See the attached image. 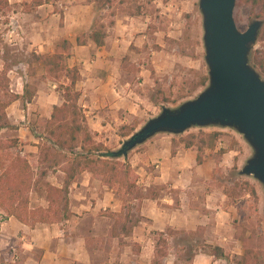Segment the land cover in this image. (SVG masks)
<instances>
[{"label": "crops", "instance_id": "crops-1", "mask_svg": "<svg viewBox=\"0 0 264 264\" xmlns=\"http://www.w3.org/2000/svg\"><path fill=\"white\" fill-rule=\"evenodd\" d=\"M13 1L9 0V3ZM44 5L48 4L37 6L34 12H22L24 16L36 17L33 24L39 26L43 39L47 36ZM65 8L69 9L68 15L74 14L73 6ZM119 26L117 24L116 27ZM121 26L125 28L126 24ZM119 41L117 36L113 39L107 36L105 43L99 47L94 43L81 46L72 43L71 58L67 63L80 69L81 79L77 83L81 92L79 103L89 128L97 133V141L105 145L106 135L103 136V132L127 124L130 117L139 114L134 101L141 96L135 90L134 77L139 80L138 85H142L144 76H147V70L140 64H137L140 69L127 68L121 56H129L130 52L122 53L128 47ZM28 45L35 47L36 53H51L55 48V43ZM151 62L156 64L154 57ZM142 77L144 79L140 81ZM51 97L52 94L43 97L37 91L33 97L36 102L26 105L48 119L52 106L62 102L61 96H57V101H53L43 113L45 101ZM20 118H25V114H21ZM14 124L20 132L28 129L26 124ZM27 134L24 135L26 140L39 143L31 131ZM18 138H22L20 133ZM143 146V150L131 156L130 162L139 176L137 184L146 196L138 205H131L130 211L124 210L125 218L129 212L127 226H132L128 234L121 231V223L116 224V219L109 216V213L122 210L112 189L92 178L89 172L80 171L68 186L69 216L62 222L29 226L6 216L0 209V264H152L154 233L167 229L173 230L167 241L174 240L178 253L168 251L163 264H181L183 258L180 253L188 255L187 259L184 256L185 264H216L218 261L208 252L199 248L190 255L189 247L181 244L185 233H189L191 243L212 245L226 238L221 234V227H227L231 210L227 196L215 190L201 191L204 183L212 178L216 163L209 159L206 151L202 154V162L197 163L195 147L174 146L172 139L166 135L156 134ZM30 147L33 153H37L36 146ZM237 153L236 147H233L221 159L229 164L228 161L232 158L233 162ZM51 176L44 178L60 187L59 180L53 182ZM32 195L33 192L31 207H47L45 204L32 205ZM114 224L116 230L113 231ZM217 245L222 247L221 243Z\"/></svg>", "mask_w": 264, "mask_h": 264}, {"label": "rangeland", "instance_id": "rangeland-1", "mask_svg": "<svg viewBox=\"0 0 264 264\" xmlns=\"http://www.w3.org/2000/svg\"><path fill=\"white\" fill-rule=\"evenodd\" d=\"M45 1L49 6H43V9H46L43 20L46 21L45 30L47 32L44 39L40 35L39 26L33 24L36 17L22 14L28 10L30 12L36 10L37 7L33 5V0L13 1L12 4L9 3L6 8L0 11V69L8 70L9 88L14 93L23 94L24 88L27 87L34 93L40 91L43 97L47 94L53 95L51 99L45 101L46 106H43V113L53 101H57V96L60 97L61 92L57 83L43 79L42 69L33 59V55L36 54L35 47H30L28 43H55L56 45L63 39L75 43L78 36L84 37L90 32L95 20L96 23L105 25L107 36H111L112 39L117 36L120 39L118 43L128 47L122 53L130 52V55L123 56L121 54L127 68L140 69L141 67L137 66L140 64L147 70V76H144L146 78L142 85H138L139 80L134 77L133 84L137 85L135 90L141 97L134 101L138 105L136 109L139 114L130 117L129 122L124 124L136 126L131 134L137 131L149 118L158 115L162 107L176 108L183 101L195 97L204 88L201 86L189 93L194 83L208 72L204 60L202 16L198 8V0H111L110 4L104 6L102 4H106L105 0H99L96 4L89 3L87 0ZM65 6H73L74 14L68 15L69 9H66ZM234 19L238 29L245 30L249 23L256 18L251 14L249 6L240 4L237 0ZM64 24L67 26L65 27ZM117 24L120 25L118 28ZM122 24H126L125 28H122ZM262 48V43L257 41L252 49L260 51ZM152 57L156 64H152ZM69 58H71V51L67 63H69ZM129 58L132 61L128 60ZM262 77L264 78V76ZM144 78L142 77L140 81H143ZM35 102L32 98L29 103L32 105ZM26 104L25 100H16L8 106V127L0 131V142L18 139L17 146L9 151L12 153L19 151L21 155H25L31 161L35 177H40L41 172L45 171L46 175H52L53 182L59 180L58 182L62 186L65 171L71 170L70 167H77V164H72L73 155L70 153L56 154L48 162L43 160L44 155L39 153L38 144L32 140H26L24 135L27 136V133L31 131L33 137L43 143V123L46 119L44 116H39L37 110H33V107L29 108V105ZM21 114H25V118H20ZM14 123L20 124L19 126L26 124L28 129H23L20 132L18 126L17 129L11 128L16 126ZM121 126H115L102 133L103 136L106 135V146L112 151L118 150L122 142L131 135L120 136L119 128ZM199 129L207 132L219 131L222 134L216 145L217 149L204 150L216 165L213 168L212 178L204 183L201 191L215 190L224 193V188H228L233 184V181L239 179L252 183L257 193V200L247 194L234 200L228 199L231 210L228 222H226L227 227H221V234L226 238L222 242H217V244L221 243L228 260L215 258L218 261L216 264H236L245 248H252L259 252V264H264V188L252 176L238 174L239 169L252 154V150L241 134L228 127H191L180 135L196 133ZM19 133L22 135L21 139L18 138ZM158 135H166L175 140L180 136L166 133ZM96 136L97 133H95L97 141ZM145 143L138 145L130 150L126 157L119 159L126 160L131 164V156L143 150ZM232 144L238 153L233 162L231 158L227 164L221 159L224 153L221 154L220 150L229 149ZM30 146H36L37 153H33V148ZM0 152L1 155L5 153ZM234 165L237 167L235 171L232 170ZM58 170L63 173L61 174ZM47 184L50 183L44 177L40 178L39 184L31 191L33 192L32 205H47L44 191ZM37 186H39L38 189ZM141 196H146L142 190ZM138 203L137 200L132 201V205H138ZM115 219L116 224H120L125 221V216L122 214ZM188 237L189 233H185L182 236L184 240L181 241V244L189 247L190 255L193 250L198 251L199 248L204 252L210 250L209 244L191 243ZM166 249L167 254L168 251L171 253L176 251L174 240L167 241ZM176 253L178 252L176 251ZM183 254L180 253L181 259L183 258L181 264H185L184 261L188 256L187 253ZM157 259L159 260V258Z\"/></svg>", "mask_w": 264, "mask_h": 264}, {"label": "trees", "instance_id": "trees-1", "mask_svg": "<svg viewBox=\"0 0 264 264\" xmlns=\"http://www.w3.org/2000/svg\"><path fill=\"white\" fill-rule=\"evenodd\" d=\"M89 3H98L99 0H87ZM108 5L111 0H105ZM45 0H33V5L40 6ZM238 3L249 6L251 14L256 19L263 20V24L258 34V41L262 43V50L252 49L249 59L253 66L264 76V0H238ZM9 5L8 0H0V11ZM258 10V11H256ZM27 12H30L28 10ZM106 27L103 23L93 22V28L84 37L78 36L75 40L76 45H86L89 41L96 46H102L106 39ZM73 44L68 39H63L55 45L53 52L36 53L34 61L42 69V77L57 83L61 94V104L53 105L50 118L43 123V143H38L39 153L43 154V160L48 162L56 154L70 153L73 155L72 164L77 167H70L71 170L65 171L62 186L58 187L47 184L45 198L47 207H31L30 193L39 184L40 178L44 177L42 171L40 177H35V171L25 155L19 151L12 153L9 150L15 148L18 139L0 142V151L5 152L1 155L0 166V209L6 216L14 217L19 222L34 226L37 223L51 224L59 223L68 218V186L80 171H87L92 178L113 190L115 196L122 205L119 213H109L111 217L121 216L125 209L130 211L132 201H141V190L138 187V174L128 161L108 155L112 150L104 143L95 140V133L89 128L83 107L79 103L81 92L77 88V83L81 79L80 69L77 65L69 66L67 59ZM208 81L207 74L202 75L194 83L189 93L194 92L198 87L205 86ZM34 92L24 88L23 94L14 93L9 88L8 70L0 69V131L8 127L7 108L16 100L31 102ZM166 101V100H165ZM17 129V126L11 127ZM136 129L135 125H122L119 134L122 137L129 136ZM219 131H204L199 129L196 133L180 135L177 140L172 139V144H183L185 148L195 147L197 149V163L202 162V153L205 149H215L221 137ZM229 149H221L220 153H225ZM79 150L78 152L76 150ZM57 163V161H54ZM237 169L236 165L232 170ZM224 193L229 200H234L242 195H249L257 200V193L254 185L249 181H233L228 188H224ZM129 214V212H128ZM128 215L121 226V231L128 234L132 226H127ZM118 220V219H117ZM116 230V224L112 230ZM173 232L167 229L165 232H156L154 238V259L153 264H163L162 258L167 256V236ZM210 255L217 259L228 260L224 249L217 245H210L208 251ZM159 258V260L157 259ZM260 253L252 248H245L243 255L236 261V264H259Z\"/></svg>", "mask_w": 264, "mask_h": 264}, {"label": "water", "instance_id": "water-1", "mask_svg": "<svg viewBox=\"0 0 264 264\" xmlns=\"http://www.w3.org/2000/svg\"><path fill=\"white\" fill-rule=\"evenodd\" d=\"M236 1L198 0L206 85L178 107H162L118 150L109 152L110 157H126L159 133L180 135L191 127H228L241 134L252 150L238 174L252 176L264 188V78L249 59L263 21L254 19L239 30L234 19Z\"/></svg>", "mask_w": 264, "mask_h": 264}]
</instances>
